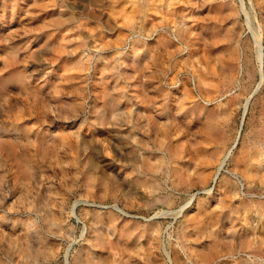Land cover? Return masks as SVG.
<instances>
[{"label": "rangeland", "instance_id": "obj_1", "mask_svg": "<svg viewBox=\"0 0 264 264\" xmlns=\"http://www.w3.org/2000/svg\"><path fill=\"white\" fill-rule=\"evenodd\" d=\"M262 1L254 11L264 25ZM245 17L239 0H0V101L12 103L10 109L0 106V264H65L66 251L71 262L82 247V229L91 226L96 246L110 241L116 247L115 262L110 254L104 264H168L169 258L183 264L181 256L195 249L231 264H261L242 253L264 259V169L255 168L262 167L264 150V66L260 83ZM173 33L183 43L180 53L173 52ZM235 50L248 62L238 75L236 65L241 87L234 90L224 79L222 60ZM23 73L35 88L31 113L24 112L16 127L7 115L17 113L20 97L2 83ZM192 76L216 97L226 93L220 118L211 122L214 135L195 112L199 100L191 93ZM169 93L173 102L166 99ZM236 95L233 105L228 99ZM131 99L147 111L170 108L174 125L165 132L158 112L160 120L152 117L155 130L142 127L127 114ZM78 128L81 136L77 143L66 140L69 146L51 138L54 133L73 138ZM15 129L18 142L8 132ZM227 129L229 144L239 131L234 161L251 196L234 194L222 172L213 193L197 196L212 198L211 207L192 220L174 216L192 193L214 187L209 155ZM175 142L185 155L169 165L176 167L177 158L194 165L199 176L192 175L191 185L176 174L168 180L156 159L160 151L169 156L167 146ZM169 193L171 205L165 201ZM75 201L82 203L75 208L77 219L70 213ZM158 211L171 214L155 215ZM195 254L192 264H203Z\"/></svg>", "mask_w": 264, "mask_h": 264}, {"label": "bare ground", "instance_id": "obj_2", "mask_svg": "<svg viewBox=\"0 0 264 264\" xmlns=\"http://www.w3.org/2000/svg\"><path fill=\"white\" fill-rule=\"evenodd\" d=\"M239 1L241 3V11L246 16L245 17L246 18V27L248 28V30L251 34L250 36L252 38V43H253V47H254L255 60H256V63L258 65L257 71L259 73L260 83H261L263 81V70H262V68L264 66V61H263L264 60V52H263L264 51V25L260 20H258L256 18V12L254 11V9L258 10L257 6H258V8H260V4L263 1L262 0H247L248 4L250 6V10L253 12V13H251V15L249 14L251 11L247 12L245 10L244 5L242 3L243 1L242 0H239ZM238 5H239V3H238ZM176 34L173 33V39H174L176 44H173L172 48H173V52L180 53L182 51L178 46L183 45V43L181 42V40L178 38V36ZM135 46L136 45L134 43L131 46L132 49L135 50ZM184 47L187 51L188 46L184 45ZM131 54L135 55V52L133 51V52H131ZM229 56L230 57L228 59L226 57L222 60L223 67H226V70H227V74H225L224 79L226 81H228L231 84V88L235 90L236 88L241 87V85H240L241 79H237V76H235L236 65L238 66V68H237V70H238L237 75H238L239 70H241V73H242V71L244 69V64L247 63L248 61L247 60H241V56L239 55V52H236V50L233 51L232 53H230ZM255 66H256V64H255ZM25 73L18 76L16 81H12L11 83H10V81H7L8 83L5 82V84L2 83V85H4V87H3L4 89H6V88L7 89L10 88V90L16 89L17 95H19V97H20L17 100H15L16 101L15 105L18 109L17 113H15V115H13V116L7 115L9 118V122L13 123V125L16 127H18L19 123L17 121L22 116V114L24 112L26 114H27V112H30V91L33 88H35V87L31 86L30 74L27 75ZM192 78L194 79L195 83H194V90L191 88V93L193 94V97H195V98H197V100H199V103L195 107V112H196L197 116L199 118L201 117V119L204 121V128L206 130H210V132L213 134L214 127L211 128V122H213L214 120L217 121L220 118L221 109L223 106H225L227 104V100L224 102V100L227 99L226 97L223 99H220V98L223 97L226 93H223V94L216 97V95H214V93L211 92L213 88L210 87L208 84H206L205 81L198 80V86H197L194 76H192ZM11 80H13V79H11ZM232 83H234V85ZM260 83L258 84L257 87L253 88L255 91L252 93H255L257 91ZM197 87H199V88L201 87L200 91L197 89ZM10 90L8 89V91H10ZM234 90H232V91H234ZM177 94H178V90H177V88H174L173 95H177ZM249 94H250V96H248ZM249 94L247 95L248 97L246 96V98H244L245 102L243 101L244 102V104L242 105L243 113L240 112V113H242V116L240 119L241 125L243 123V119H244L245 112L247 110L248 103L250 101V98L252 97L251 92ZM172 97H173L172 94L169 93L167 95V98H166L167 101L171 100V102H173L175 99H173ZM237 97H238V95H236L233 98H230L228 100L229 101L234 100L233 105H235L236 104L235 100ZM178 100H183L181 95L180 96L178 95ZM1 102L2 101H0V106L2 108L10 109L12 107V103H10V102H2V104H1ZM129 105L130 106H129V109L127 111V114L129 116L133 115V118L135 120H137V122L140 125L142 124V127L148 126V127H151L152 130H155L156 128L151 125L152 123H154L152 117L155 115L160 120L161 118L158 116V112L160 113L162 118H164V125H165L164 130H165V132H166V129L170 126V124L174 125L173 122L176 118L175 117L172 119L169 118V116L172 114V111L170 110V108H168L167 110L166 109L163 110V108L161 110L155 108L154 112H152L151 110L147 111L144 107H138L137 104L134 101H132V99H131V103H129ZM141 111H143L145 113V117L140 116ZM178 112H179V108H178ZM25 113L23 115H25ZM54 113H55V111H54ZM176 113H177V109H176ZM140 118H141V120H140ZM224 118L227 120L228 116H227V118H226V116ZM126 128L128 131H131V126H128ZM46 131H48V130H46ZM8 132H9V135H11L15 139L16 142H18L20 140V138L18 137V130H16V129L13 131L9 130ZM80 132H81L80 128L76 129L74 132L75 137L73 136V138H72V136H70V133L66 134V136H62L60 134L58 135V134L54 133V135H52L51 138H52V140L57 141V143H59V144H65V145L69 146L70 145L69 141H71L73 143L78 142L77 140L81 136ZM31 134H32V137H35V138L38 135V133L35 131H31ZM230 134H231L230 129H227L226 131H224L223 135L215 140L214 147L211 151V154L209 155L211 158V161L215 164V170L213 171V173L209 179L214 183V187L209 188V189H206L205 187H203V188H200L199 191L195 192L194 194L192 193V195H190V197L188 199H186L182 204H180V206L177 207L178 208L177 211L175 210L176 212L174 211V213H172L174 216H176V215L178 216V214H182L186 218V220H192L195 215H198L199 212L205 210L207 207H211V205L213 204V202L211 201L212 198L202 200L201 198H197V196L200 194L213 193V191L215 189L216 180L218 179V177L221 175L222 172H224L226 174V176H224L225 177L224 184L230 185L234 194L241 195L244 197L251 196V194L245 190L246 185H247V181L242 176V174L237 170V168H236L237 164L235 165V161H234L236 147L240 141L239 131H237V133L234 136L231 144L228 143L231 140L229 138ZM82 138L83 137H81V139ZM140 138H142V135L140 136ZM66 140H69V141H66ZM84 141L86 142V140H84ZM84 141L82 142L83 144H85ZM131 142L136 144L138 141L132 140ZM176 142H177V139H176ZM176 142H175V146H172V145L167 146V148H168L167 152H168L169 156H167V154L166 155L162 154L160 151L159 155L156 157V159L158 158L160 163H162L165 166L166 177L168 180L170 178L172 179V176H175V174H176L178 176V179H181L182 184L188 185L190 183V185H191L192 175L194 177L199 176L197 173L193 174V171L196 168L194 165H191V164L187 165V163L182 161L184 159H181V158H177L180 161L176 167L171 168V166L169 165V164H171V160L174 159V157H178V155H180V156L185 155L184 149H183V151H179V149H177L178 145ZM262 145L264 146V143H262ZM259 157H260V162H262V167H261V165H257V167H255V168L259 169V170H263L264 169V150H263V153L261 152ZM58 159H60V158H58ZM66 166H68V165H66ZM185 169H187V170H185ZM169 170H172V171H169ZM256 173H258V171ZM208 176L209 175L205 173L203 175L202 180L200 181V184H203ZM231 179H233V181ZM228 180L230 181V183H228ZM256 184H257V182H256ZM174 186H177V185L174 184ZM172 200H173V194H170V193L166 194L165 201L168 205H171ZM85 202L86 201H84V204L86 205ZM80 204L82 205V203L80 201H75L72 204L71 209H70V213L76 219L78 217L75 214V208L77 206H79ZM93 205H95V204H93ZM111 206H113V205H111ZM111 208H113L116 211L121 212V214H124V215L127 214L126 212H124L122 209H120L116 205H114ZM170 212L171 211H169V213L168 212L167 213L162 212V213L166 214V215H170L171 214ZM162 213H160L158 211L155 215H162ZM126 216H128V215H126ZM222 217H224V216H222ZM149 226H150V230H152V232L155 234V236H154L155 239L158 240L157 236H158V233L160 230H159L156 222L152 221ZM108 233H109L110 237L113 236V233L111 232L110 228H108ZM217 236H218V234L215 233L214 237L216 238ZM80 238L83 241L82 247L79 249V251L76 254H74L71 262H69L67 259V251H66L65 256L63 255L65 264H104V260L106 259V257H109L110 254L112 255L111 257H113V262H115L114 257L116 255V251H115L116 247L114 246V244H112L110 241H108V242H106V244H103L101 246H96L93 243V241L96 239L95 238V228L93 226H91L88 229L84 227L81 231ZM158 244H159V242L157 243L156 247H159ZM92 245H93L95 251H93ZM180 248H182V247H180ZM193 252L194 253H190L189 255L181 256V261L183 264H192V261H191L192 255L194 256L195 253H196L195 254L196 258H200L201 261H205L203 264H231V262H232L231 260L224 259V256H218L214 259H211V257H208V256L205 257L204 253L199 251V250L195 249ZM242 253H244L247 256V258H249V259L253 258V261H254V259L255 260L258 259V261L261 264H264V259L258 258L255 255H252V254H249L246 252H242ZM168 264H174L170 258L168 259Z\"/></svg>", "mask_w": 264, "mask_h": 264}]
</instances>
